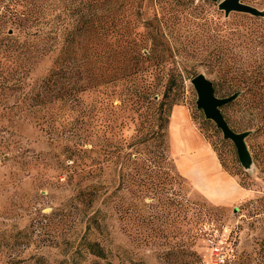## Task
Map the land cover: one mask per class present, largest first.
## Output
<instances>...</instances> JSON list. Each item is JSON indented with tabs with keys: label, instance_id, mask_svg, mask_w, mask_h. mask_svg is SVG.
Returning a JSON list of instances; mask_svg holds the SVG:
<instances>
[{
	"label": "rangeland",
	"instance_id": "rangeland-1",
	"mask_svg": "<svg viewBox=\"0 0 264 264\" xmlns=\"http://www.w3.org/2000/svg\"><path fill=\"white\" fill-rule=\"evenodd\" d=\"M38 2L37 15L57 21L64 35L94 14L110 16L98 24L107 34L89 28L75 44L78 74L45 85L55 66L53 56L39 57L41 47L34 54L40 59L24 62L21 72L0 74V264H69L79 250L81 264H219L215 247L226 256L223 264H264V208L257 210L264 201V130L245 104L260 86L216 92L222 98L243 90L222 113L237 132L253 130L247 145L255 167L248 172L233 142L197 107L192 80L205 74L215 82L217 73L188 40L200 19L234 31L252 17L226 18L213 0ZM244 2L264 10V0ZM36 28L34 21L0 24V56L22 50L17 42ZM91 47L101 56L91 57ZM62 65L70 70L73 62ZM169 86L163 136L133 145L154 130ZM55 89L64 91L61 98ZM145 91L156 104L141 99ZM176 116L188 117L215 152L241 190L235 199L218 203L180 173L171 132ZM63 139L87 153L66 161ZM124 153L126 164H116ZM75 165L79 170L70 171ZM97 210L99 222H89ZM87 242L100 243L107 258L89 254Z\"/></svg>",
	"mask_w": 264,
	"mask_h": 264
},
{
	"label": "trees",
	"instance_id": "trees-1",
	"mask_svg": "<svg viewBox=\"0 0 264 264\" xmlns=\"http://www.w3.org/2000/svg\"><path fill=\"white\" fill-rule=\"evenodd\" d=\"M38 4V0H0L1 26L7 25L9 23L23 24L24 22L28 23L29 21H34L38 27L34 32L29 31V34L26 36L24 41L17 42L20 44V46H22V50H16L18 53L13 55L8 54L6 56H0V74L3 76L5 75L4 79H7L6 76L11 71H13L12 73H16V71L21 72L22 69L26 68L23 65L24 62L29 63L30 60L34 58L40 59L45 55H51L54 57L53 61L55 68L50 70L49 74L47 75L48 78L45 81V85L48 82L53 83L54 85L57 84L60 79L64 77V75L70 74L73 70H75V68H77L75 58L77 53L76 49L78 46L76 45H78L77 43H79L81 36H88L90 33L89 28L98 35L104 36L107 34L105 33L106 31L100 32L101 30H98L100 29L98 24L101 23L106 17L109 18L110 15L106 13L107 16L102 17L94 14L92 18L89 17L88 19L84 20L82 22L83 26L79 29L74 28V30L68 32L67 29L64 30L66 32L64 35L60 33L62 31H59V25L57 21L53 20L51 23H49L43 16V13L39 16L37 15L34 10L38 7ZM108 11L110 12L112 9ZM250 20L251 21H248L246 24H241V26L235 28L234 31H231L225 26L224 23L216 22L214 26H210L209 24H200V19L199 23L196 24L197 28H195L193 31H188V40L194 46L195 52H206V65L212 72L217 73L216 81H212L213 85L215 86V94L218 90L224 91L226 87L232 89L240 88L242 84L250 88H254L255 84L260 86L259 91H256L254 94L255 101L252 103L246 102L245 104L249 106L246 108L248 109V112L250 111L251 114L259 116V129L264 130V93L261 92V90L264 89V23L258 24L257 21L261 20V18L254 16L250 18ZM111 25H113V20ZM49 26L50 29L47 28ZM198 29L199 31H197ZM61 40H63L62 46H60ZM39 47L42 49L41 55L39 56L40 58H38L37 55H34L35 53H39ZM88 51L91 57L101 56L99 50L94 49L93 47L88 49ZM89 57L87 59H89ZM68 59L70 62H73V66L70 68V70L68 69L69 71L66 70L62 65V63ZM75 71L78 74V70L76 69ZM18 82L20 83L21 80H18ZM167 88L168 89L166 90L164 98L160 102L161 104H159L156 108V125L154 126V130H152L149 136L137 141V143L133 145H137L138 142L140 144H145L147 142L151 143L156 139V137L163 136L161 132L165 123L167 120H169L167 117V109L168 106H171L169 96L170 92L172 91V87L169 86ZM53 91L57 92L56 95L59 96V98H61V96L64 94V91L62 90L57 91L55 89ZM79 92L80 91H78V93ZM236 93H240L238 98L240 99L243 90H236L228 96L234 95ZM30 99L31 94L29 93L22 100L29 101ZM141 99L149 104H156L154 101V96L146 91L142 93ZM238 99L235 102H237ZM235 102L231 104H234ZM225 120H227L230 128L235 132L238 131L235 130V128L240 129V127H236L234 124V126H232L230 120H228L227 117H225ZM245 131L253 132V130H249L248 128H242V130L237 133H242ZM63 141L65 142L63 143V152L61 155L66 154V161L72 160L73 158L76 159L79 155L87 153V151L82 149L81 145L70 144L64 139ZM93 152L96 151L93 150L89 153ZM109 154L111 155L113 153L109 152ZM129 155L130 154L124 153L122 157L118 158L119 161L116 164H126ZM64 169H68L67 166H64ZM69 169H71L70 171L79 170V165L71 166ZM260 208H264L263 200L259 203L257 210L259 211ZM99 215L100 210L95 211L94 216L89 219V222H99L97 219ZM87 229L91 230L89 226ZM85 244V248L88 250L89 254H92L95 257L97 256L101 259L107 258V254H105L100 243L87 242ZM76 255L78 256L72 258L69 264H81V262L77 260L79 257H81V251H77Z\"/></svg>",
	"mask_w": 264,
	"mask_h": 264
},
{
	"label": "crops",
	"instance_id": "crops-1",
	"mask_svg": "<svg viewBox=\"0 0 264 264\" xmlns=\"http://www.w3.org/2000/svg\"><path fill=\"white\" fill-rule=\"evenodd\" d=\"M180 117L176 116L171 126L180 173L198 181V188L212 195L218 203L235 199L241 190L223 171L215 152L192 128L188 117Z\"/></svg>",
	"mask_w": 264,
	"mask_h": 264
},
{
	"label": "water",
	"instance_id": "water-1",
	"mask_svg": "<svg viewBox=\"0 0 264 264\" xmlns=\"http://www.w3.org/2000/svg\"><path fill=\"white\" fill-rule=\"evenodd\" d=\"M218 5V10L225 12L226 18L232 13H243L257 18L264 19V10H260L255 6H250L244 0H213ZM197 92V107L203 111L208 121H213L217 128L223 132L225 140H230L236 146L238 159L242 167L248 172L253 171L255 167L247 139L252 135V131L237 133L232 130L222 114V109L227 105L235 102L240 93L219 98L215 94V86L213 82L207 78L205 74L197 75L191 82Z\"/></svg>",
	"mask_w": 264,
	"mask_h": 264
},
{
	"label": "built area",
	"instance_id": "built-area-1",
	"mask_svg": "<svg viewBox=\"0 0 264 264\" xmlns=\"http://www.w3.org/2000/svg\"><path fill=\"white\" fill-rule=\"evenodd\" d=\"M215 250H216V252H215L216 254L215 255L217 257V263H219V264L222 263L223 264L225 262V259H226L225 254H223V252L220 251L218 247H215Z\"/></svg>",
	"mask_w": 264,
	"mask_h": 264
}]
</instances>
